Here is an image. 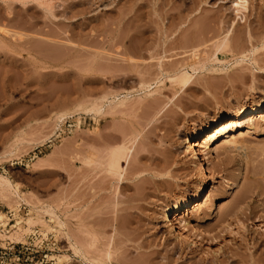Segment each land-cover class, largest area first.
Returning a JSON list of instances; mask_svg holds the SVG:
<instances>
[{
	"label": "rangeland",
	"instance_id": "374dc122",
	"mask_svg": "<svg viewBox=\"0 0 264 264\" xmlns=\"http://www.w3.org/2000/svg\"><path fill=\"white\" fill-rule=\"evenodd\" d=\"M240 9L0 0V32L17 36L0 38V264H264V0ZM131 38L150 48L129 61ZM261 103L232 127L238 145L207 148ZM124 143L134 154L109 174Z\"/></svg>",
	"mask_w": 264,
	"mask_h": 264
},
{
	"label": "bare ground",
	"instance_id": "6f19581e",
	"mask_svg": "<svg viewBox=\"0 0 264 264\" xmlns=\"http://www.w3.org/2000/svg\"><path fill=\"white\" fill-rule=\"evenodd\" d=\"M247 1L248 0H235V7H239V9L240 8L241 9H246V3H247ZM2 28H3V30H1V32H0V38L2 40H4L6 38L5 37V34L8 35L9 33H11L9 35V36H11V38L17 37V36L14 35V32L13 31L10 32L9 30H6V28L5 29H4V27H2ZM4 30L6 32L8 31L9 33L8 32L6 33ZM207 32H208L207 34L210 33L209 31H207ZM230 34H231L230 31L228 33L225 32V34L223 36H219V37H217V39H215V46H216V48H217L218 51L219 50L221 52L229 51L228 50V47H229V41H230ZM202 37H203V35H202ZM206 38L208 39V38H210V36H208ZM128 41H129L128 44L125 45L126 46L125 47V50L121 51L120 54H122V55L124 54L125 55L124 57H126L129 61L130 60H133V58L136 55L144 56L145 54H144L143 51L149 50V48H150V46H149L150 44L149 45L146 44V39H144V38L140 39L139 41H137V40L135 41L134 39L131 38ZM196 41H198V40H196ZM199 41L206 42L205 40H200V39H199ZM207 41H209V39ZM166 44H167V46H172V41H169L168 38H166V39L164 38L163 41H161L160 46L163 47ZM120 50L118 52H120ZM113 53H115V52H113ZM115 58H114V60H115ZM121 58L122 57L120 56V59ZM116 59H119V57L116 58ZM182 74H184V75L181 77V83H182L183 87L185 88V87H188L190 85L191 79L193 77L188 72L185 74V71H184V73H181V75ZM179 78H180V76H179ZM262 107H263V105L261 103V104H259L257 106V108H253V107H250V108H247V109L243 108L242 110H240L238 113L235 114V118H233V119L231 118L229 120H222V122H220L217 126H215V128H213L212 130H210L209 132H207V134L205 136L206 138L204 140V141H206L209 144L207 148L211 149V147L214 145V143L219 142V138L221 136H223V137L225 136L227 138L226 140H227V142L229 144H234V145L237 144L240 139H239V136H236L235 132H232V127L233 126H237V125H241V119L247 118L250 114L254 113L255 111H257V112L261 111ZM249 128L251 129V125L249 126ZM126 144L127 143H124V144H122V145H120L118 147L116 146L114 148H110L112 150H110V152L108 153L109 156H108V158L106 160V171L109 174H112V175H116V174L121 175L122 174V170H123V167H122L121 163L122 162H128L131 159L132 155L134 154L133 147L132 146L131 147L130 146H127ZM200 145H201V143L199 142L198 139H196V140H189L187 142V147H188L187 148L188 149L187 152L188 153H192V157H193L192 160L193 161H196V160L199 161V159H200V158H198L197 152H196V149H195V147L200 146ZM204 180H205V174L203 173V175L201 176V181L203 182V191L204 190H208V188L206 187L207 186L206 183H204ZM195 200H196L197 206H199V202H200L199 197H197V199H195ZM190 205L191 204H190L189 201H185L182 204H175L174 206L167 208V210L165 211V215L164 216H166V218H168V216L172 212V215H174L172 220L175 221L177 219L176 218L177 212L181 211L182 209L189 208ZM171 225H173V223Z\"/></svg>",
	"mask_w": 264,
	"mask_h": 264
}]
</instances>
